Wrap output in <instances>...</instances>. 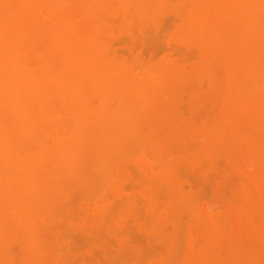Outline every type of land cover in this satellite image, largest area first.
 <instances>
[{"label":"bare ground","instance_id":"obj_1","mask_svg":"<svg viewBox=\"0 0 264 264\" xmlns=\"http://www.w3.org/2000/svg\"><path fill=\"white\" fill-rule=\"evenodd\" d=\"M68 1L69 0H66V1L65 0H0V258L2 257L0 259L1 260L0 264H15L14 262L12 263V261H11V258L13 261L15 259V257L11 256L12 245H10V243L12 244L13 243L12 241H16L15 243H18V245L20 244L19 247H21L22 252H23V256H21L22 252L20 251L21 252V255H20L21 256V262H22V257H23V261L25 264H45L46 263V261L44 262V258H45L44 257L45 255L43 253L44 250L41 251V247H40L43 243L39 244V242H40L39 239H41L40 236H41V232H42L41 223H43V222H41V223L38 222L36 220L37 219L36 217L38 216V214H41V210L43 212H45L44 211L45 209L47 211L48 210L52 211V210H50L52 207V208H54V211H55V207H53L52 201L54 199H55V201H58V200H56V199H58V197H62L65 195V193H64V195H63V193H62V195H61V193L57 194L58 193V191H57L58 185H59L58 184L59 179H57V178L60 176L61 173L66 172L67 170H69L68 171V173H69L71 171H73V172L78 171V169L80 168L78 171V172H80L84 168L83 171L80 172L79 175H83L84 170L90 175L84 174L85 178L87 177L86 180L83 176H81V177L79 176V179L83 180V182L81 180H78L77 183L81 181L80 182L81 184L80 183L75 184L73 182L79 190H82V191L87 190L90 193V190L93 191L95 189L94 191H97L96 189H99V191H100L103 189L106 190V188L109 186L114 187V186L110 185L111 184L110 182L112 181V179L114 182V180L118 174V171H119L118 168L121 167V165H122V164L120 166L118 165V164H120L119 160L124 158L125 151L127 150V148H129L132 145V143H134V142L136 143L137 140L133 139V138H136L133 136V133L135 135L137 134V131H138L136 129L137 124H138V126H140L139 123L140 124L142 122H143L142 124L145 123L146 117L145 118L142 117L145 120L140 119L141 115L144 116V113H146L148 111L153 112V109H155V108H152V110L149 108L144 109L145 108L144 102L147 103V102H150L151 99L156 98L157 91H159V89H161L160 87L162 86V84L169 86L168 84L173 83L175 80L177 81L178 80L177 78L179 76L183 75V70L181 68H179L178 65L171 62V63L167 64V67L166 66L163 67V68H167L166 70L169 71L168 72L169 76L166 77L167 75L166 76L163 75L166 77V80L164 77V80L162 81V78H163L162 74H164V72H162V70L159 71V69H154L153 67H156V65L151 67L153 69L150 68V70H149L150 73L152 74V76H154V74L156 75L155 78H152L151 74L149 76H147V75L144 76V74L140 73V68H142L141 71H143V68L145 69V66L144 67L143 66L138 67V69H139L138 72L141 75H143V76H141V75H138L139 73L138 74L136 73L138 69L136 71H134L135 68L134 69L132 68L133 67L132 64H131V66H132L131 67L130 65H126V64L122 65L121 63H119L118 62L119 60L121 61V59L122 60L124 59V58H120L119 57L120 55L116 54V57L117 56L119 57L118 61H116V58H115V60L112 59L110 57L109 52H108V48H109V47H107L108 45H106L101 40L102 37H100L101 32H102L101 31V27H102L101 25L105 24V23L104 24H100V23H103L105 21L104 20L105 15H107L106 17H108V14L110 11L107 12L108 14L105 12L107 10L111 9V8H109L110 6L106 7L110 4V3H108L109 0H108V2L106 0L108 5L106 3H104L106 6L103 4L104 5V6L102 5L103 7L100 6L101 3L98 5V2L96 0H77V2L73 5L67 4ZM110 1H111V3L114 4L113 6L110 4L112 6L111 10H113V9L116 10L114 8L117 5L114 3L116 1L118 3V5L121 7L120 9H122L124 14H126V16L123 17L124 18L123 22H122V20L120 21V22H122L123 26H124V24L127 25L125 20H127L128 18H130V22L132 23L131 20H133V19H131V17H133V16L136 19V21L138 19L136 17H138V16H139V18L144 19L145 21L144 20H142V21L145 22V24H146V22H148V20L146 21L145 18L149 19L150 18L149 16H152V17H154V15L157 16L156 14L160 13V11H162L161 9L168 8L165 4H167V5L170 4V3H167L170 0H110ZM174 1H172V2H174ZM180 1H178V4ZM69 2H71V1H69ZM191 2H192L191 4L188 2L189 3L188 5H192L191 12L190 13L188 12L189 15L187 16V18L185 17L186 20L185 19L183 20L185 22L183 32L185 34L189 35L190 38L192 40H194L196 45H198L200 48L201 60L199 62H197V64H196L197 70H199L201 72H206L211 77V79L213 81H215V77L217 76V75H215V71H217V70H215V68L218 65L217 63L222 62L225 66V71H226L224 73V74H226L224 77V79L226 78V82H225V86H224L225 92L224 91L222 92L221 88H219V86H220L219 84H218V87L216 88L217 90L220 89L221 92L224 95H226L225 106L223 107L221 114L217 117V119L215 120L213 125L210 128L206 129L207 130L206 133H207V136H208L210 142L216 143V142L220 141L223 136H225L226 134H228L231 131L237 130V128L239 126L241 127V124L243 122L247 123L248 125H256L258 127H261L264 130V115H263L264 114L263 113V111H264V0H191ZM176 5L177 4L175 3V6ZM185 5H187V3ZM170 6H169V10H172L175 7L174 6L171 8ZM181 6L182 5H177L176 7L179 8L178 10H180V8L182 10L184 5L182 7ZM130 7H131V9H132V7L135 8L134 12H136L137 15L131 11L133 13V15L131 16V14H129V17L126 18L128 12L131 13ZM103 9H106V11L104 12ZM117 9H119V8H117ZM101 10H102V12H101ZM116 11H114V12H116ZM120 11L117 12L118 15L121 14ZM103 12L105 14L100 15V13H103ZM114 12L112 11V14ZM169 12H171V11H169ZM173 12H174V10H173ZM117 13H114V14H117ZM176 15H177V17H179L178 13H176ZM100 16H103V20L101 19L103 22L100 21V18L98 19V17H100ZM172 16H174V15L172 14ZM109 17H110V14H109ZM119 17H121V15ZM80 18H84V21H85V19H86V21L82 22V20H81V22H79L78 20H80ZM159 18H160V16H159ZM167 18H168V16H167ZM89 19H91L94 23L98 22L99 24L97 25L95 23L96 24L95 25L92 23L93 26H91V22ZM112 19H115V18H112ZM119 19H121V18H119ZM151 19H153V18H151ZM155 19L157 20L158 18L155 17L154 20ZM162 19H163V17H162ZM177 19L178 18H176L175 20H177ZM115 21L117 22V20H113V21L111 20V25L114 24ZM127 22L129 23L128 20H127ZM159 22H160V20H159ZM150 23H149V25H150ZM135 24L136 23H132L131 25L134 26ZM111 25H109V26H111ZM119 25H120L119 26L120 29H119V27L118 28L115 27L114 31H117L115 29H118V31L121 30V27L124 28V30H126V28H128L130 26L128 24L127 25L128 27L126 26V28H125V26L123 27V26H121V24H119ZM151 25H152V23H151ZM132 28H136V25ZM128 29H131V26ZM133 30H135V29H132V31ZM107 31H109V29ZM130 34H133V33H130ZM137 34H139V33H137ZM150 34L156 38L159 36L158 34H157L158 36H156L154 34V31H153L154 35L152 33H150ZM102 35H104V34H102ZM110 35H111V33H109V36ZM125 35H127V34H125ZM148 37H149V35H148ZM103 38L105 39L106 37L103 36ZM111 38H112V36H111ZM111 38H109L110 41H111ZM131 38H132V36H131ZM144 38H145V35H144ZM159 38H161V36H159ZM140 40H141V37H140ZM140 40L138 43H141ZM31 43H36L37 45L34 48L28 49L29 45L31 47ZM177 48H174V49H177ZM113 52H114V49H113ZM123 52H127V51H123ZM190 52H192V51H190ZM127 54H128V52H127ZM172 55H174V54L172 53ZM188 55H190V54H188ZM193 56H195V54ZM144 57H145V55H144ZM182 57H179V58H182ZM184 57H186V56H184ZM137 58L135 57V59H137ZM179 58H178V60H179ZM140 59L142 60V57ZM163 59H166V57ZM188 59H190V58H188ZM191 59H194V57L193 58L191 57ZM132 61H134V60H132ZM164 61H166V60H164ZM184 61L185 60H183L182 62H184ZM134 62H132V63H134ZM136 62H137V60H136ZM136 62H135V64H136ZM147 62H149V61H147ZM124 63H125V61H124ZM138 64H139V62H138ZM155 64H157V63L155 62ZM139 65L141 66L142 64H139ZM139 65H137V66H139ZM148 66H149V64H148ZM134 67H135V65H134ZM194 67H195V65H194ZM194 67L192 66V69H194ZM163 68H161V69H163ZM219 69H222V68H219ZM195 70L194 71L192 70V71L196 72ZM145 72L146 71H144V73ZM187 74H189V73H187ZM190 77L192 78V76H190ZM173 79H175V80H173ZM205 79H207V77H205ZM192 83L193 84H191V85H194V82H192ZM203 83L204 82H202V84ZM177 84H178V82H177ZM188 84L186 83L185 86H188ZM220 84H222V83L220 82ZM183 85H184V83H183ZM183 85H180L181 88H183L182 87ZM191 85H190V87H191ZM216 85H214V87ZM190 87H188V88L192 89V87L191 88ZM214 87L212 89H214ZM162 88H163V86H162ZM165 88H167V87H165ZM200 88H202V87L200 86ZM170 89L171 88H169V90ZM176 89H177V87H176ZM186 89H187V87H186ZM216 89H214V92ZM202 90H203V88H202ZM164 91H166V90H164ZM170 91H172V90H170ZM174 91L177 92L176 90H174ZM180 91H181V93H178L179 95L184 93L183 92L184 90L181 89ZM221 92H220V95L218 94L219 96H217L216 98L219 97V99H220V96L222 97ZM159 93H160V95H162V93L160 91H159ZM166 93H167V91H166ZM241 93H243V94H241ZM170 94H171V92H170ZM187 94H188V91H187ZM187 94H185V95H187ZM240 94H241L242 98H243L242 95H244L245 97L243 99H240L239 98ZM213 95L215 96V93L212 94V96ZM164 96L166 97L167 94ZM164 96H162V99H164L163 98ZM174 96H176V95H174ZM187 96H184V97L187 98ZM157 98H159V97H157ZM189 98H190V96L188 97V103L190 100ZM223 99H225V98H222L221 100H223ZM156 101H158V100L156 99ZM185 101H187V100H185ZM193 101H194V99H193ZM151 102L153 103V105H157L156 103L153 102V100ZM207 102L210 103L209 101H206V103ZM218 103H217V105H218ZM167 104H168V102H167ZM181 104H183V103H181ZM195 104L197 105V103H195ZM206 105L204 107H206ZM147 106H150V104H148ZM184 106H187V105H184ZM210 106L211 105H209V107ZM195 107H197V106H195ZM209 107H206V108H209ZM165 109H164V111H165ZM169 109H171V108H169ZM204 109L205 108H203V110ZM213 109H215V108H212L211 110H213ZM206 110H204V111H206ZM180 111H181V109H180ZM142 112H144V113H142ZM168 112H170V110H168ZM168 112H166V113L169 114ZM214 112L211 114L214 115ZM161 113L163 114V112H161ZM197 113H198V110H197ZM197 113H195L196 115H193L195 117L191 118V119H193V121L195 120L194 118H199V117H197ZM200 113H202V110H201V112L198 113V116ZM207 113H208V111H207ZM239 113L240 114L242 113V115H243L242 121L241 120L239 121L237 119V116ZM150 114L152 116L153 114L156 115L157 113H151L150 112ZM181 114H183V112H181ZM190 114H191V112H190ZM202 114L206 115L204 118L211 115L210 112H209L210 115L206 114V112H203ZM158 115H160V113ZM158 117H160V116H158ZM166 117H167V115L165 116V118ZM169 117H171V116H169ZM151 118H148V119L150 120ZM209 118H213V116L212 117L210 116ZM200 119L201 118H199V120ZM149 120H147V121L149 122ZM207 120L205 121L206 122L205 124H202L203 127H207V122H208ZM188 122H190V121H188ZM166 123H168V120L166 121ZM197 123L199 124V122H197ZM187 124L189 125V123H187ZM246 126L247 125L242 126L241 129L244 130V127L248 128ZM157 127H159V124L157 125ZM160 127L158 129H160ZM188 127H183V129L185 128V130H186V128H188V131H190L189 130L191 128L190 125ZM172 128H174V126ZM172 128H171V131H172ZM174 129H176V128H174ZM135 130H137L136 133H135ZM256 130H258V129H256ZM181 131H182V129L179 132L181 133ZM172 132H171V134H172ZM179 132L177 134L180 135ZM182 132H184V130ZM193 132H195V131H193ZM252 132H253V130H252ZM189 133H187V136ZM262 133H264V132H262ZM139 134H140V129H139L138 135H136V136H139ZM159 135H161V134H159ZM168 135H169V133H168ZM191 135H189V136H191ZM240 135H239V137H240ZM258 135H259V138L262 137V136L260 137L261 134H258ZM151 136H152V138L150 137L149 140L147 139L149 142H150V140L152 141L153 138H154L153 140H156L155 134H154V136L153 135H151ZM192 136H194V135H192ZM207 136L205 134L204 137L207 138ZM144 137H145V135L142 137V139ZM170 137L172 138L171 135H170ZM177 137H178V135H176L175 138H177ZM239 137L238 136L236 137L235 143L237 142L236 140H238L240 142ZM147 138H149V137H147ZM160 138H162V137L158 136L159 141L158 140L157 141L160 142L159 145L167 139L166 138L163 140ZM136 139H138V138H136ZM142 139L140 138L139 140H142ZM177 139H181V137L179 136V138H177ZM139 140L137 142H139ZM144 140H146V139L144 138ZM229 140H231V138H229L227 140L228 142L226 141L225 145L230 144ZM167 141H169V140H167ZM167 141H165V142L167 143ZM253 141L251 143H253ZM143 142L145 143L146 141H143ZM149 142H146V145ZM158 142H157V144H158ZM144 143H142V144H144ZM168 143H167V145L169 146ZM254 143H255V141H254ZM151 144H153V146L148 145V146H146V149H147V147H149L148 149H150L152 147L154 148V142L153 141ZM157 144L155 143L156 146H157ZM236 144L239 145L238 143H236ZM236 144H233V145L236 146ZM136 145L140 146V144H136ZM165 145H162L161 150L166 148ZM242 145H244V144H242ZM141 146L143 147V145H141ZM141 146H140V148H141ZM144 146H145V144H144ZM163 146L165 148H163ZM251 146L254 147L253 145H251ZM158 148L160 149L161 146L160 147L157 146V151H158ZM232 148H233V146H232ZM146 149L145 148L143 149V150H145V151H143L144 153L151 151V149L150 150H148V149L146 150ZM234 149L235 148H233V150ZM134 150H136V149L134 148ZM228 150L226 149L224 151L227 152ZM230 150L232 151V149H230ZM230 150H229V152H231ZM129 151H131V150H129ZM205 151L204 152L202 151L204 153V155H205ZM132 152H133V150H132ZM218 152H220V151H218ZM131 153L129 152L128 155L129 154L131 155ZM134 153H135V151H134ZM144 153H142V154H144ZM161 153H162V151L160 152V154ZM164 153H166V151ZM146 154H148V153H146ZM220 154H223V152ZM130 155H129V159H130ZM139 155H141V153ZM149 155L152 156V152H150ZM159 156L160 155L158 154V157ZM182 156L180 158H182ZM191 156H192V154L190 155V157ZM194 156H196V155H194ZM153 157L154 156L151 157V159H150L151 161H152ZM184 157L185 156H183V160H184ZM149 158L146 157V159H149ZM60 160H61V162H60ZM125 160L128 161L127 158ZM158 160H159V158H158ZM58 161H59V164H58ZM161 162H159V163H161ZM201 162H204V160H202ZM90 163H92L93 165ZM124 163H125V161H124ZM163 163H164V159H163ZM163 163H162L161 167L158 164L159 170L158 169H156V170L160 171V168L164 169V167H162L164 165ZM126 164H124V165L126 166ZM146 164H148V163H146ZM90 165L92 166V170L88 168L89 171H87L88 169L86 170L85 167L87 166V167L91 168ZM102 165H104L106 167V168L103 167L106 170V171H104V169H103V171L107 173V174L105 173L106 175H104L103 171H101ZM154 165H156L155 166V168H156L157 167L156 163H153V168L150 166L153 173L155 172ZM175 165H172V167ZM49 166H52V167L49 168ZM93 166H95V167L93 168ZM130 166H132V165H130ZM97 167L98 168L101 167L100 169H98L101 171L100 172L101 174L98 172ZM123 167L124 166H122V168ZM74 168H77V169L74 170ZM202 168L204 169L205 166L204 167L202 166L201 169ZM107 169L109 170L108 172H107ZM148 169H150V168H148ZM63 170H65V171H63ZM96 170H97V173H95ZM120 170H122V169L120 168ZM60 171H61V173H60ZM91 171L94 174H92ZM122 171H124V170H122ZM166 171H167V168L165 170V173H166ZM168 171L171 172L169 169H168ZM124 173H126V172H124ZM136 173L138 175V172H136ZM157 173H156V175H157ZM74 174H76V173H74ZM169 174L170 173H168V175ZM173 174L174 173H172V176H173ZM77 175H78V173H77ZM61 176H62V174H61ZM68 176H67V178H68ZM142 176L143 175H141V177ZM64 177H65V175H64ZM175 177H177V176H175ZM175 177L173 176V178H175ZM59 178H61V177H59ZM70 179H71V177H70ZM72 179H74V177H72ZM153 179H155V178H153ZM142 180H144V178ZM66 181H68V180H66ZM66 181H65V183H66L65 185L67 186V184H68V188L70 189L71 183H67ZM71 181H73V180H71ZM75 181H76V178H75ZM149 181H151V180H149ZM159 181L161 182V180H159ZM60 184H61V182H60ZM147 184H150V183H147ZM153 184H152V182L150 184V185H152V188L154 187ZM162 184H163V182H162ZM65 185H61V186L65 187ZM115 185H117V184H115ZM142 185H144V184H142ZM170 185H171V183H170ZM252 185H253V183H252ZM124 186H121V187H124ZM142 187L144 188L146 186H140L139 189H142ZM66 189H67V187H66ZM73 189H74V187H73ZM114 189H116V187ZM118 189L119 188H117V190ZM123 189L126 190V186ZM137 189L138 188L134 189L135 192ZM144 189L148 190V188H144ZM169 189L170 188H168V191H169ZM189 189H191V188H189ZM59 190H62V188H60ZM134 190H132V193H131V195L132 194L133 195L132 196L130 195V197L128 196V199L134 196ZM170 190H172V189H170ZM183 190L185 192H189L188 190H185V188H181V189L179 188V190L176 189L175 193L177 194L180 191V193L182 194V193H184V192H182ZM191 190H193V189H191ZM103 191H100V193H102ZM118 191L120 193V190H118ZM83 193H85V192L83 191ZM92 193H97V192H92ZM103 193L106 194V192H103ZM123 193L125 194L126 192H123ZM146 193H147V197H148V192H146ZM175 193L171 194L172 196H174L172 204L176 200L179 201V198L177 195L175 196ZM113 194H116V192H114ZM80 195H82V194H80ZM136 195H138L136 197L139 198V201L137 204H133L134 207L131 204V206H132L131 209H133V208L135 209V206H139L138 205L139 202L142 201L141 200L142 197L141 196L139 197V194H136ZM106 196L107 195H105L104 197L106 198ZM161 196H163V195H161ZM71 197H72V195H71ZM104 197L102 199H104ZM122 198H123V196H122ZM125 198H127V197H125ZM175 198H177V199H175ZM102 199H101V201H102ZM185 199H187V198H185ZM125 200L127 201V199H125ZM125 200L122 199V201H123L122 203H124ZM129 200H131V199H129ZM146 200L147 199L145 198V201ZM169 200L172 201V199H169ZM188 200H190V199H188ZM133 201H134V197H133ZM170 201L168 203H170ZM184 201H186V200H184ZM194 201L196 202V200H194ZM129 202H131V201H128L127 203H129ZM135 202H137V200ZM145 203L146 202H144V204ZM160 203H162V202H160ZM186 203H188V202H185L184 206H188V209H189L190 203H188V205ZM247 203L248 202H246V204ZM125 204H126V202L123 205H125ZM191 204H193V202H191ZM63 205H65V204H63ZM118 205H120V204H117V206ZM140 205H141V203H140ZM125 206H124V208H125ZM129 206H130V203H129V205H127V207H129ZM184 206H183V208H184ZM190 206L192 207L193 205H190ZM65 207H67V205ZM97 207H98V205H97ZM102 207H103V205H102ZM158 207H160V206H158ZM259 207H261V206L259 205ZM68 208H69V204H68ZM138 208H140V207H138ZM110 209H111V206H110V208L108 206V210H110ZM134 209H133V211L135 213L136 210H134ZM184 209H182V212H181L182 214H180V215H184L183 213L186 212V209H185V211H183ZM108 210H105V211H107L105 214L103 213V216H104V219L106 222H107V218L109 220L111 217L110 216L111 214L110 215L107 214ZM250 210H249V212L252 213V211H250ZM260 210H262V209H260ZM99 211H100V209H99ZM244 211H245V213H243V214H246L247 213L246 210H244ZM70 212L71 211H69V213ZM102 212H103V210H102ZM139 212H140V210L138 211V213ZM143 212L145 213V211H143ZM155 212H157V208H156ZM206 212H208V211H206ZM50 213L51 212H49L47 214L50 215ZM150 213L152 214V216H154V215L156 216V214L154 212H150ZM213 213H214V211H213ZM45 214H43L41 217L44 218L43 216ZM63 214H64V211H63ZM114 214H117V213L114 212L113 215ZM249 214L247 213L246 215H249ZM52 215H53V213H52ZM57 215H58V213H57ZM169 215H170V217L174 216L170 213H169ZM230 215H227V216H230ZM63 216H65V214ZM141 216H142V213H141ZM149 216H150V218H152L151 215H149ZM49 217L51 218V216H49ZM144 217H146V216L144 215ZM189 217L191 218L190 215H189ZM97 218H98V216H97ZM45 219H46L45 222H47L49 220V219H47V215H45ZM76 219L77 218H75L74 220H76ZM180 219L183 220L182 217ZM227 219L230 223L229 218H226V220ZM110 220H113V219L111 218ZM131 220H132V218H131ZM159 220L163 221L164 219L163 220L159 219ZM41 221H42V219H41ZM60 221H62V220H60ZM133 221H134V219H133ZM196 221H197V219H196ZM228 221H227V223H228ZM96 222H98V221H96ZM103 222H104V220L102 221V223ZM108 222H110V221H108ZM129 223H131V222H129ZM168 223H170V222H168ZM43 224H45V223H43ZM107 224H110V223H107ZM143 224H144V222H143ZM163 224H164V222H162V226H164ZM208 224H211V223L208 222ZM215 224H217L216 219H215ZM55 225H56V223H55ZM105 225H106V223H105ZM168 225H172V224H168ZM180 225H183V224L179 223V226ZM57 226H58V224H57ZM113 226H114V224H113ZM113 226H111V228ZM157 226L160 227L159 224ZM104 227H103V229H101L102 233L106 232V230L104 232ZM209 227H211V226L209 225ZM44 228H46V227H44ZM116 228H114V229H116ZM46 229H45V231H46ZM153 230H155V228H153ZM161 230L162 229L160 227V231L159 230L158 231L161 232ZM177 230L175 232H179ZM123 231L121 233L125 235V233ZM194 231H193V233H194ZM226 231H227L226 233H228V230H226ZM205 233H208V232H205ZM214 233H216V232H214ZM100 234H101V232H100ZM112 234H113V232H112ZM162 235H163V233H162ZM214 235H216V234H214ZM241 235H240V237H241ZM228 237L230 238V236H228ZM263 237H264V235H263ZM171 238H172V236H171ZM199 238H200V235H199ZM199 238H198V240H199ZM41 240L44 241V238ZM171 240H173V239H171ZM114 241H115V239H114ZM196 242H197V240L195 241V243ZM214 242H216V241L212 240L213 245H214ZM261 242L259 243V245L261 244ZM201 245H202V243H201ZM215 245H214V247H212L213 249L215 248ZM9 246H11V247L9 248ZM221 247H219V248H221ZM15 248H16V246H15ZM224 249H225V247H224ZM239 249H240V247H239ZM46 250H47V247H46ZM218 250H220V249H218ZM63 252H64V250H63ZM127 252H129V251H127ZM109 255H110V253H109ZM242 256H243V254H242ZM208 257H210V256H208ZM221 257H222V254H221V256H219V258L221 259ZM53 258L55 259V257H53ZM205 258H204V260H206ZM56 261H59V259ZM221 261H222V259H221ZM221 261H220V264L222 263ZM21 262H19V263H21ZM211 262H213L212 259H211ZM211 262H210V264H212ZM223 262H225V261H223ZM21 264H23V262ZM48 264H50V262H48ZM197 264H199V263H197Z\"/></svg>","mask_w":264,"mask_h":264},{"label":"rangeland","instance_id":"obj_2","mask_svg":"<svg viewBox=\"0 0 264 264\" xmlns=\"http://www.w3.org/2000/svg\"><path fill=\"white\" fill-rule=\"evenodd\" d=\"M69 1L72 2L73 0H69ZM69 1L67 2V4H70V5H73L77 2V0H74L72 3ZM96 1L98 2V5L101 3L100 4L101 7H103L105 5L104 3L107 4V2H108V0H107V2H106V0H96ZM172 1H174V0L168 1L167 3H170L168 5L165 4L168 8H163V9H161L162 11H160V13L156 14L157 16L159 15L160 18H159V16L157 17L155 15H154V17L149 16L150 17L149 19L145 18L146 21L148 20V22H146V24H145V22L142 21L144 19L139 18V16L136 17V18H138L137 19L138 22L136 21L134 16L131 17L133 15V13L136 14V12H134L135 11L134 7H132V9L130 7L131 10L130 9L129 10H130V12L132 11L133 13L128 12L126 18H128L129 14H131L130 17H131V19H133L131 21H132V23H136L135 24L136 28H132L135 25L134 26L131 25L132 23L130 22V18H128L127 20L129 21V23L127 22V20H125V21H126L127 25L129 24L131 26V29H128L130 26L128 27L127 25L124 24L125 28H126V26L128 27V28H126V30H124V28L121 27V30L118 31V29H115L117 31H114L115 27L118 28L120 26L119 24H121V26H123L122 25V22L124 19L123 17L126 16V14H124L123 10L120 9L121 7L118 5V3L116 1L115 2L113 1V2L115 4H117L116 7L119 8V9H117L116 7H114L117 11L114 9L111 10L112 6L114 4L111 3V1L109 0L108 3H110L112 6L110 4L109 5L107 4L108 6H106V5L105 6L106 7L110 6L109 8H111V9H109L107 11H106V9H103V11L104 12L106 11L105 13L110 11L111 12V13L109 12L110 17H109V14L107 13L108 17H106L107 15H105V19H104L105 21L104 22L102 21L103 16L98 17V19L100 18V21L103 22L100 24L105 23L104 25H101L102 26L101 27L102 32H101L100 37H102L101 40L106 45H108L107 46V47H109L108 52H109L110 57L112 59L115 60V58H116V61H118L119 57L124 58L123 60L121 59V61L119 60L118 62L121 63L122 65L126 64V65L131 66V64H132L133 67L132 66L131 67L133 69L135 68L134 71H136L138 69V67H142V66L144 67L145 66V69L143 68V71H141L142 68H140V73L144 74V76L145 75L149 76L151 74L149 71L150 68L156 65V67H153L154 69H159V71L162 70V72H164V74H162V77H163L162 81L164 80V77L166 75H167L166 77L169 76V74H168L169 71L166 70L167 68H163V67L164 66L167 67V64L171 63V62L175 63L176 65H178L179 68H181L183 70V75L179 76L177 78L178 79L177 81L175 79H173L175 81L171 84H168L170 87L162 84L163 88H162V86L160 87L161 89L158 88L159 91L162 93V95H160L159 91H157L156 98H154L155 100L151 99V101L153 100V102L156 103L157 105H153V103L150 101V102H147L148 104H150V106H147L148 104L144 102V107H145L144 109H146V108H149L151 110H152V108H155V109H153V112L152 111H148L146 113L142 112V113H144V116L141 115L140 119H144L146 117L145 118L146 120L144 119L145 120L144 124H142L143 122L141 124L139 123L140 126L142 125L141 126L142 128L140 126H138V124H137L136 129L138 131L135 130V133L137 131L136 135H138V132L140 129V134H139V136H136L133 133V136L138 138V139H136V138H133V139L138 141L140 138L142 139V137L145 135L144 138L146 140H144V138H143L142 140H139V142L136 141V143L135 142L132 143V145L129 148H127V150L125 151L124 158L119 160L120 164H118V165L119 166L121 164L122 165H121V167L118 166L119 167L118 168L119 169L118 174H117L114 182H113V179L110 182L111 183L110 185H112L114 187L109 186L106 188V190L103 189L104 191L100 190V191L106 192V194H104L103 192L100 193L99 189H96L97 191H94L95 189L93 191L90 190V193L87 190L86 191L83 190L85 192V193H83L82 190H79L77 188V186L75 184H79L81 181L83 182V180L79 179V176L80 177L83 176L85 178L84 174H88L84 170L83 175H79L80 172H82L84 168L80 172H78L80 168L78 169V171H74V172L71 171L69 173H68L69 170H67L66 172H63V173H61L62 170L60 171L62 176L60 174V176L59 175L58 176L61 178H59V177L57 178V179H59V181H58L59 185H58V190H57L58 193L57 194L61 193V195H62V193H63V195H64V193H65V195L62 197H58V199H56L58 201H55L54 198H53L54 200L52 199L54 201V202L52 201V205H53V207H55V211H54V208H52V207L50 209L52 211H49V210L47 211L45 209L44 210L45 212H43L41 210V214H38V216L36 217L37 218L36 220L38 222L45 223V224L41 223L42 232H41L40 237H41V239L44 238V241L39 239L40 240L39 244L43 243L41 246L40 245L39 246L41 247V251L44 250L43 251V253L45 255L44 256L45 257L44 262L46 261L47 264H48V262H50V264H59V263L60 264H95V263L96 264H197V263H199V264H210L211 259L213 261V262H211L212 264H220L221 259H222L221 264H231V263L232 264H234V263L235 264H239V263L240 264H252V263L253 264H264V237H263V235H264V198H263L264 197L263 196L264 195V187H263L264 186V155H263L264 154V135L263 134L264 133H262V132H264V130L261 127H258L256 125H248L247 123L243 122L241 124V127L244 125H247L246 127H248V128L244 127V130H242L241 127L239 126L237 128V130L231 131L228 134H226L225 136H223L220 141H218L216 143L210 142V140L207 136V133H206V131H207L206 129L210 128L213 125V123L215 122V120L217 119V117L221 114L223 107L225 106V101H226V95H224L222 93L223 91L225 92V87H224L225 82H226V78L224 79V77L226 75V74H224L226 72L225 66L222 62L217 63L219 66L218 65H217V67L215 66L216 67L215 70H217V71H215V75H217L215 77V81H213L211 79V77L206 72H201V71L197 70L196 64H197V62H199L201 60L200 48L198 45H196L194 40H192L190 38L189 35H187L183 32L184 24H185V22L183 20L184 19L186 20L187 16L191 12L192 5H188V4L189 3L191 4L192 2H191V0H181V1L175 0L174 2H172ZM178 1H180L181 3L179 2V4H178ZM175 3L177 5H182V6L184 5L186 8L183 6L182 10H181V8H180V10H178L179 8L176 7L177 5L175 6ZM184 3L185 4L187 3V5H185ZM169 6L171 8L174 6L175 7H174V9L169 10ZM118 10L119 11L121 10L120 11L121 14L119 13L121 15V17H119L120 15H118V13H117V12H119ZM173 10H174V12H173ZM112 11L113 12L116 11L114 13H117V14H114V13L112 14ZM169 11H171L172 13ZM101 12H102V10H101ZM104 12L100 13V15L105 14ZM176 13H178L179 17H177ZM172 14L174 16L176 15L175 17L178 19L175 20L176 18L174 16H172ZM167 16H168V18H167ZM155 17L158 18L157 20L155 19L156 21L154 20ZM162 17H163V19H162ZM112 18H115V19H112ZM119 18H121V19H119ZM151 18H153V19H151ZM171 19L172 20L174 19V20L172 21ZM81 20L83 22L84 18H80V20H78V21L81 22ZM89 20L91 22V26H93L92 23L93 24L96 23L97 25L99 24L98 22L94 23L91 19H89ZM111 20L112 21L117 20V22L115 21L114 24H112L113 25L112 26ZM121 20H122V22H120ZM159 20H160V22H159ZM85 21H86V19H85ZM150 22L152 23V25ZM149 23H150V25H149ZM109 25H111V26H109ZM107 28L109 29V31H107L108 30ZM119 29H120V27H119ZM132 29H135V30L132 31ZM153 31H154V34L156 36L159 35V36H161V38H159V36L157 38L152 36L150 33L153 34ZM129 32L133 33V34H130ZM109 33H111L110 36H109ZM137 33H139V34H137ZM102 34H104V35H102ZM125 34H127V35H125ZM144 35H145V38H144ZM148 35H149V37H148ZM103 36L106 38L104 39ZM111 36H112V38H111ZM131 36H132V38H131ZM140 37H141V40H140ZM109 38H111V41L109 40ZM139 40L141 43H138ZM36 43H31V47L29 45L28 49L34 48L37 45ZM174 48H177V49H174ZM113 49H114V52H113ZM123 51H127L128 54H127V52H123ZM190 51H192V52H190ZM172 53L174 55H172ZM116 54L120 55V56L116 57ZM188 54H190L191 56ZM194 54L196 57L193 56ZM144 55H145V57H144ZM184 56H186V57H184ZM135 57L136 58L138 57L139 59L142 57V60L141 59L139 60L138 58L135 59ZM165 57H166V59H163ZM179 57H182L183 59L179 58ZM191 57L192 58L194 57V59H191ZM178 58H179V60H178ZM188 58H190V59H188ZM132 60H134L135 62L137 60L136 64ZM164 60H166V61H164ZM183 60H185V61L182 62ZM124 61H125V63H124ZM131 61L134 63H132ZM147 61H149L150 63ZM138 62H139V64H142V65L140 66L138 64ZM155 62L157 64H155ZM148 64H149V66H148ZM134 65H135V67H134ZM137 65H139V66H137ZM194 65H195V67H194ZM192 66L194 67V69H192ZM153 68H151V69H153ZM161 68H163V69H161ZM219 68H222L223 70L219 69ZM192 70L193 71L195 70L196 72H193ZM138 71H139V69L136 72L137 74L139 73ZM144 71H146V72L144 73ZM186 72L189 74H187ZM140 73L138 75H141ZM163 75H165V76H163ZM141 76H143V75H141ZM151 76H152V74H151ZM155 76L156 75L154 74V76H152V78H155ZM190 76H192V78ZM166 77H165V80H166ZM205 77H207V79H205ZM177 82H178V84H177ZM192 82H194V85H191V84H193ZM202 82H204V83L202 84ZM220 82L222 84H220ZM183 83H184V85H183ZM186 83L187 84L189 83L191 85L192 89L188 88V87H190L189 84H188V86H185ZM218 84L220 85L219 88H221L222 92L220 89H218V90L216 89L218 87ZM180 85H183L182 86L183 88H181ZM214 85H216V86L214 87ZM200 86L203 88V90H202V88H200ZM165 87H167V88H165ZM176 87H177V89H176ZM186 87H187V89H186ZM213 87L217 91L215 90V92H214V89H212ZM169 88H171L170 90H172V91H170ZM181 89L184 90L183 91L184 93L182 92L183 94H180L183 98L178 94V93H181V91H180ZM164 90H166L167 93ZM174 90H176L177 92H175ZM187 91H188L189 95L187 94ZM170 92H171V94H170ZM213 92L215 93V96L214 95L212 96V94H214ZM220 92L222 93L221 94L222 97L220 96V99H219V97L216 98L217 96L220 95ZM166 94H167V96L165 97L164 95H166ZM185 94H187L188 96ZM241 94H243V93H241ZM241 94L239 95V98L243 99L245 96L242 95L243 96V98H242ZM174 95H176V96H174ZM162 96H164L163 97L164 99H162ZM184 96H187V98H185ZM189 96H190V98H189L190 100L188 103V97ZM157 97H159V98H157ZM222 98H225V99L221 100ZM156 99L158 101H156ZM193 99L195 102L193 101ZM185 100H187V101H185ZM206 101H209L210 103H208V102L206 103ZM167 102H168V104H167ZM181 103H183V104H181ZM195 103H197V105ZM217 103H218V105H217ZM184 105H187V106H184ZM205 105H206V107H209V105H211V106L209 108H206V107H204ZM195 106H197V107H195ZM169 108H171V109H169ZM203 108H205L204 110H206V109L207 110L204 111ZM212 108H215V109L211 110ZM164 109H165V111H164ZM180 109H181V111H180ZM168 110H170V112H168ZM197 110H198V113L201 112V110H202V113L206 112V114H208V115L213 113L215 110L216 111L214 112V115L213 114L210 115L211 117L213 116V118H209L210 116H207L208 117V118L206 117L208 119L207 120L206 118H204L206 116V115H204L205 113L204 114L200 113L198 116ZM207 111H208V113H207ZM150 112L151 113H157V114L156 115L153 114L154 116L152 115L153 116L152 117ZM161 112H163V114ZM166 112H168L170 115L167 114ZM181 112H183V114H181ZM190 112H191V114H190ZM209 112H210V114H209ZM159 113H160V115H158ZM164 113L167 115L166 118H165L166 115ZM195 113H197V117L201 118L200 120H199V118H194L195 119L194 121H193V119H191V118L195 117V116H193V115H196ZM263 113H264V111H263ZM168 115L171 117H169ZM158 116H160V117H158ZM142 117H144V118H142ZM148 118H151L152 120L153 119L154 120L152 121L151 119L149 120ZM237 119L239 121L240 120L242 121V119H243L242 113L238 114ZM147 120H149V122ZM167 120H168V123H166ZM206 120L208 121L207 127H203L202 124H205ZM188 121H190L191 123ZM186 122L189 123V125L191 127L189 129L190 131H188L189 125ZM197 122H199V124ZM158 124H159V127L161 126L160 129H158L159 127H157ZM173 126L176 129L172 128ZM183 127H188V128H186V130H185V128L183 129ZM171 128H172L173 132L171 131ZM181 129H182V131L184 130V132L181 131V133L182 134L184 133L185 135L184 134L182 135L179 132ZM256 129H258V130H256ZM252 130H253V132H252ZM193 131H195V132H193ZM171 132H172V134H171ZM178 132L180 133V135L177 134ZM168 133H169V135H168ZM187 133H189L188 136H187ZM154 134L156 135L155 136L156 140H153L154 139L153 138L152 141L154 142V148L155 147L156 148L155 149L153 147L150 148L151 149L150 152H152V156H154L152 158V161H151L150 159L152 156L149 155L150 152L144 153L143 151H145V150H143V149L144 148L146 149V146H148V145L153 146V144H151L152 141L150 140V142H151L150 143L148 140L150 139V137L152 138L151 135L154 136ZM159 134H161V135H159ZM191 134L194 135L195 137L192 136ZM205 134H206L207 138L204 137ZM258 134H261L260 137L261 136L262 137L259 138ZM170 135L172 136V138L170 137ZM176 135H178L177 138H179V136H180L181 139L175 138ZM189 135H191V136H189ZM239 135H240V137H239ZM158 136L159 137L161 136L162 138H160V139H163V140L167 138L165 141L169 140V141H167V143L169 142L168 143L169 146L167 145V143L165 141H163V143H161L159 145L160 142H158L159 141ZM237 136L239 137L240 142L238 140H236L237 141L236 143H238L239 145H237L235 143V139ZM147 137H149V138H147ZM228 137L231 138V140H229L230 144L225 145L226 141L229 139ZM253 140L255 141V143ZM143 141H146L149 143H147V145H146V142L144 143ZM252 141L254 144L251 143ZM157 142H158V144H157ZM142 143H144L145 146ZM155 143L157 144L158 147L161 146L160 149L158 148V151H157V146L155 145ZM136 144H140V146L143 145V147L141 146L142 149L140 148L139 145H136ZM233 144H236V146H234ZM242 144H244V145H242ZM162 145H165L166 148L164 146H163V148H165L166 150L165 149L161 150ZM251 145H253L254 147H252ZM232 146H233V148H235L234 150H233ZM134 148L136 150H134ZM148 148L149 147H147V149ZM128 149L131 151H129ZM150 149H148V150H150ZM226 149L227 150L232 149V151L230 150L231 152H229V150H228L226 152V151H224ZM132 150H133V152H132ZM128 151L130 153L132 152L131 155L129 154L130 159H129V155H128L129 152ZM134 151L136 154L134 153ZM161 151H162V153L160 154ZM165 151H166V153H164ZM202 151L203 152L205 151V155ZM218 151H220V152H218ZM222 152H223V154H220ZM140 153H141V155H139ZM142 153H144L145 155ZM146 153H148V154H146ZM154 154L155 155L157 154V155L155 156ZM158 154L160 155L159 157H158ZM191 154H192V156L190 157ZM182 155L185 156L184 160H183ZM194 155H196V156H194ZM181 156H182V158H180ZM146 157H148V158L150 157V158L146 159ZM126 158L128 159V161L125 160ZM158 158L160 161L158 160ZM163 159H164V163H163ZM61 160H60V162H61ZM202 160H204V162H201ZM124 161H125V163H124ZM158 161L159 162L162 161V162L159 163ZM152 162L157 164L156 168H155L156 165H154L155 172L159 173V174L157 173V175L155 172L153 173V171L151 170V167L153 168ZM146 163H148V164H146ZM162 163L164 164L162 166V167H164V169L160 168V171H158L159 170L158 164L161 167ZM58 164H59V161H58ZM90 164H92V163H90ZM124 164H126V166ZM130 165H132V166H130ZM172 165H175V166L172 167ZM122 166H124V167L122 168ZM202 166L203 167L205 166V168L201 169ZM50 167H52V166H49V168ZM94 167L95 166H93V168ZM98 167H97V170L101 168V167L100 168H98ZM103 167H105V166L102 165L101 171H103V169H104V171H106L105 170L106 167L105 168H103ZM165 167L167 168V171H166L167 174L165 173V170H166ZM85 168H86V170L88 168L92 170V166H91V168L87 167V166ZM120 168L124 171L120 170ZM148 168H150V169H148ZM75 169H77V168H74V170ZM89 169L87 171H89ZM156 169H158V170H156ZM168 169L172 173H174L173 174L174 177L177 176V177H175L176 179L173 178L172 173L169 172ZM97 170H96V172L95 171L94 172L97 173ZM63 171H65V170H63ZM101 171L98 170L99 173ZM104 171H103V174L106 175L107 173ZM108 171L109 170L107 169V172ZM122 172L123 173L126 172V173L123 174ZM136 172H138V175ZM74 173H76V174H74ZM77 173H78V175H77ZM91 173L94 174L92 171H91ZM168 173H170V174L168 175ZM140 174L143 175L142 177L144 178V180H142L143 178L141 177ZM64 175H65V177H64ZM88 175H90V174H88ZM67 176H68V178H67ZM70 177H71V179H70ZM72 177H74V179H72ZM75 178H76V181H75ZM86 178H85V180H86ZM153 178H155V179H153ZM66 180H68L69 182ZM71 180H73V181H71ZM78 180H81V181L77 183ZM149 180H151V181H149ZM159 180H161V182ZM65 181L67 183H71V185L69 184L70 189L68 188V184H67V186L65 185L66 184ZM60 182H61V184H60ZM151 182H152V184L154 183L153 188H152V185H150ZM162 182H163V184H162ZM122 183L126 186V190L123 189V188H125V186ZM147 183H150V184H147ZM170 183H171V185H170ZM252 183H253V185H252ZM115 184H117V185H115ZM142 184H144V185H142ZM61 185H65V187L61 186ZM121 186H124V187H121ZM140 186H146L144 188H148V190L146 189L147 190L146 191L143 187H142V189H139ZM66 187H67V189H66ZM73 187H74V189H73ZM115 187H116V189H114ZM60 188H62V190H59ZM117 188H119L118 190H120V193L117 190ZM135 188H138L137 189L138 191L136 190V192H135V190H134ZM168 188H170L172 190L169 189V191H168ZM179 188L180 189L185 188V190H188L189 192H185L183 190L182 192H184V193L181 194L180 191L179 192L177 191L178 193L176 194L175 191H176V189L179 190ZM189 188L193 189L194 191L189 189ZM132 190H134V196H133L134 201H133V197L129 198L131 200L128 199V196L130 197ZM92 192H97V193H92ZM114 192H116V194H113ZM123 192H126V193L124 194ZM146 192H148V197H147ZM79 193L82 195H80ZM174 193H175V196L176 195L178 196L179 201L176 200L177 202L174 201V203L172 204L174 196H172L171 194H174ZM136 194H139V197L140 196L142 197V199H141L142 201L139 202V204H138L139 206H135V209L133 208L134 210H136L134 213L133 209H131V207H132L131 204L133 205V204L138 203L139 198L136 197V196H138ZM71 195H72V197H71ZM105 195H107L106 198L104 197ZM161 195H163V196H161ZM122 196H123V198H122ZM103 197H104V199H102ZM125 197H127V198H125ZM145 198L147 199L146 201H145ZM185 198H187V199H185ZM101 199H102V201H101ZM122 199L123 200L127 199V201L126 200L124 201V203L126 202V204H125L126 206L123 205L124 203H122L123 202ZM169 199H172V201H170ZM175 199H177V198H175ZM188 199H190L191 201ZM136 200H137V202H135ZM168 200L170 201L171 204L168 203L169 202ZM184 200H186V201H184ZM194 200H196V202ZM128 201H131V202H129L130 203L129 207H127V205H129V203H127ZM144 202H146V203L144 204ZM160 202H162V203H160ZM185 202H188V203H190V205H193V206L191 207L189 205V209H188V206H184ZM191 202H193V204H191ZM246 202H248V203L246 204ZM140 203H141V205H140ZM188 203H186V204L188 205ZM63 204H65V205H63ZM68 204H69V208H68ZM117 204H120V205L117 206ZM66 205H67V207H65ZM97 205L99 208L97 207ZM102 205H103V207H102ZM259 205L262 208L259 207ZM108 206H109V208L111 206L112 210L111 209L108 210ZM124 206H125V208H124ZM158 206H160V207H158ZM183 206L186 209V212L183 213L184 215H180V214H182L181 213L182 209H184ZM133 207H134V205H133ZM138 207H140V208H138ZM156 208H157V212H155ZM99 209H100V211H99ZM185 209L183 211H185ZM260 209H262V210H260ZM102 210H103V212H102ZM105 210H108L107 214L108 215L111 214L110 219L112 218L113 220H110V219L108 220V218H107V222L105 221L104 216H103V213L105 214L107 212ZM139 210L142 213V216H141L140 212L138 213ZM212 210L214 211V213L216 215L213 213ZM244 210H246V212L248 214L249 213L250 214L249 215H246L247 213L243 214V213H245ZM249 210L252 211V213L249 212ZM63 211H64L65 216H63L64 215ZM69 211H71V212L69 213ZM143 211H145V213ZM206 211H208V212H206ZM49 212H51L50 215L47 214ZM114 212H116L117 214L113 215ZM150 212H154L156 214V216L155 215H154L155 217L152 216V214ZM52 213L54 216L52 215ZM57 213H58V215H57ZM169 213L174 215V216L170 217ZM43 214L47 215V219H49L47 222H45V220H46L45 215L43 216L44 218L41 217ZM48 215L51 216L52 219ZM144 215L146 217H144ZM149 215H151L152 218L153 217L154 218L153 219L150 218ZM189 215L191 216L192 219L189 217ZM227 215H230V216H227ZM97 216L99 219L97 218ZM181 217L183 220L180 219ZM75 218H77V219L74 220ZM131 218H132V220H131ZM226 218H229L230 223H229L228 219L226 220ZM41 219H42V221H41ZM133 219H134V221H133ZM159 219H162V220L164 219L165 221L164 220L161 221ZM196 219H197V221H196ZM215 219H216L217 224H215ZM60 220H62V221H60ZM103 220L106 223V225L104 222H103L104 224L102 223ZM96 221H98V222H96ZM108 221H110V222H108ZM227 221H228V223H227ZM129 222H131V223H129ZM143 222L145 225L143 224ZM162 222H164V224H163L164 226H162ZM168 222H170V223H168ZM208 222H210L211 224H208ZM55 223H56V225H55ZM107 223H110V224H107ZM179 223L183 224V225H180L181 226L180 227ZM57 224H58V226H57ZM113 224H114V226H113ZM158 224L160 225V227L162 229L161 232H159L160 227L157 226ZM168 224H172V225H168ZM241 224L242 225L244 224L245 226L244 225L242 226ZM209 225L211 227H209ZM43 226L46 227L47 229L44 228ZM111 226H113V227L111 228ZM103 227H104V232L106 230L105 233H102L101 229H103ZM114 228H116V229H114ZM153 228H155V230H153ZM45 229H46V231H45ZM121 230L122 231L124 230L123 232L125 233V235L121 233L122 232ZM176 230L179 232H175ZM226 230H228L229 234L226 233L227 232ZM193 231H194V233H193ZM100 232H101V234H100ZM112 232H113V234H112ZM205 232H208V233H205ZM214 232H216V233H214ZM162 233H163V235H162ZM213 233L216 235H214ZM199 235H200V238H199ZM240 235H241V237H240ZM171 236H172V238H171ZM228 236H230V238ZM198 238L200 241L198 240ZM114 239H115V241H114ZM171 239H173V240H171ZM196 240H197V242L195 243ZM212 240L216 241V242H214V245L216 244L214 249L212 248V247H214V245L212 244ZM12 242L14 244L10 243V245H12L11 256L15 257V259L13 258L14 261L11 258L12 263L14 262L15 264H21L23 262V264H25L23 261V257H22V262H21V256H23V252H22L21 247H19L20 244L18 245V243H15L16 241H12ZM260 242H261V244L259 245ZM201 243H202V245H201ZM15 246H16V248H15ZM10 247L11 246H9V248ZM46 247H47V250H46ZM219 247H221V248H219ZM224 247H225V249H224ZM239 247H240V249H239ZM217 248L220 250H218ZM63 250H64V252H63ZM20 251L22 252V255H21ZM127 251H129V252H127ZM109 253H110V255H109ZM221 254H222V257L220 259L219 256H221ZM242 254H243V256H242ZM208 256H210L211 258ZM53 257H55V259ZM203 257L204 258L206 257L205 258L206 260H204ZM57 258L59 259V261H56V260H58ZM223 261H225V262H223ZM19 262H21V263H19Z\"/></svg>","mask_w":264,"mask_h":264}]
</instances>
